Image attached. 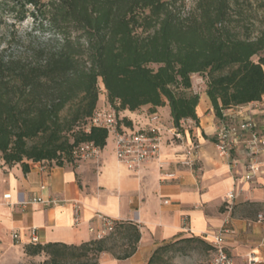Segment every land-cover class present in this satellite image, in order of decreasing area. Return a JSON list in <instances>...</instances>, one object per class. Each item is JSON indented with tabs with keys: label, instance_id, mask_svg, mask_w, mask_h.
<instances>
[{
	"label": "trees",
	"instance_id": "obj_1",
	"mask_svg": "<svg viewBox=\"0 0 264 264\" xmlns=\"http://www.w3.org/2000/svg\"><path fill=\"white\" fill-rule=\"evenodd\" d=\"M9 1L16 18L50 33L17 53L0 50V162L23 172L29 162L74 164L81 143L106 145V129L88 126L101 91L118 112L167 103L178 128L197 122L194 74L218 120L264 94V0H197L190 9L183 0ZM139 239L137 224L115 220L102 238L30 243L24 252L47 255L39 264H96L102 252L129 257ZM194 241L204 242H164L146 264H170V248Z\"/></svg>",
	"mask_w": 264,
	"mask_h": 264
},
{
	"label": "crops",
	"instance_id": "obj_2",
	"mask_svg": "<svg viewBox=\"0 0 264 264\" xmlns=\"http://www.w3.org/2000/svg\"><path fill=\"white\" fill-rule=\"evenodd\" d=\"M201 80L197 122L183 120L188 132L200 141L198 167L181 163L186 157L184 145L167 132L162 135L159 159L137 172L117 160L113 142L107 145V141L96 157L74 164L29 162V170L23 172L20 163L9 166L0 162V264L41 263L44 256L24 252L30 243L79 244L95 238L88 228L100 227L99 214L137 224L140 239L129 257L118 259L102 252L96 264H146L153 250L164 242L204 234L212 243L213 234L222 228L227 229L223 232L224 247L235 264H245L248 252L264 259V163L256 179L245 182L242 174L250 158L248 146L241 143L229 156L218 151L215 136L219 121ZM105 104V94L101 93L97 105ZM148 108L144 105L120 114L130 123L145 124ZM155 111L164 127L173 126L167 103ZM233 112V108L226 111L229 115ZM252 116L258 122L262 119L258 111ZM260 153L263 160L264 152ZM161 172H174L175 176L161 179ZM231 190L235 192L234 210L221 211ZM4 193H10V198L4 199ZM37 196L56 197L62 202L17 203ZM14 232L17 239L12 237Z\"/></svg>",
	"mask_w": 264,
	"mask_h": 264
},
{
	"label": "built area",
	"instance_id": "obj_3",
	"mask_svg": "<svg viewBox=\"0 0 264 264\" xmlns=\"http://www.w3.org/2000/svg\"><path fill=\"white\" fill-rule=\"evenodd\" d=\"M233 108L234 115L226 113L227 109ZM223 110V118L218 120V129L215 136V144L218 151L226 156L238 147L241 143L248 146L250 158L260 152H264V98L259 102L231 106ZM258 111L263 122H258L253 118V113ZM147 122L145 124L130 123L127 124L126 118L108 105H101L94 108L88 126L105 128L114 145V153L118 161L122 162L128 169L140 171L148 162L158 160L160 156V147L162 144V135L167 132L171 138L184 145L185 158L182 164L194 166L198 164L200 141L196 135L191 134L186 129L175 126L164 127L160 120L161 116L156 111L146 113ZM88 129V128H87ZM247 135V138L245 137ZM99 148L91 142L81 143L73 149V156L79 160L91 159L97 156ZM261 171L258 163L253 160L245 165L242 178L245 180L254 179L257 173ZM175 176L174 172H161V179H169ZM234 191L231 190L225 195L226 204H231L234 199ZM4 199L10 198V193L3 194ZM37 202L45 204H58L62 200L56 197H32L28 200H19L17 203L27 205ZM101 225L99 228L89 226V231L94 233L95 238L99 239L113 230L115 220L106 215H98ZM261 219V215H258ZM222 228L219 232L213 234L212 245L214 247L213 256L208 264H235L233 258L228 254L224 247ZM32 241L37 240V236L32 233ZM13 239L18 238L16 232L12 233ZM245 264H264V259L256 258L252 252L244 256Z\"/></svg>",
	"mask_w": 264,
	"mask_h": 264
},
{
	"label": "rangeland",
	"instance_id": "obj_4",
	"mask_svg": "<svg viewBox=\"0 0 264 264\" xmlns=\"http://www.w3.org/2000/svg\"><path fill=\"white\" fill-rule=\"evenodd\" d=\"M186 9H190L194 6L197 0H183ZM11 2L9 0H0V50H6L7 53H17L18 51L23 50L25 47L30 46L36 42L46 41L50 35L49 31L46 28L38 26L35 21L28 15L23 19L19 20L16 18L14 11L11 10ZM263 27V26H262ZM255 60L256 58L253 57ZM191 76L192 90L194 92H202L203 86L201 76L197 74ZM204 80V79H203ZM103 93V91H101ZM100 97V96H99ZM106 105V104H105ZM108 105V104H107ZM101 106V105H100ZM149 112V111H148ZM259 122H263L261 119ZM183 129H189L187 125L183 124ZM188 131V130H187ZM191 133V132H190ZM192 134V133H191ZM247 136V135H246ZM112 143V139L109 136L107 139V145ZM258 153L252 158H249L246 164L249 161L255 160L262 169L264 159L260 158ZM245 164V165H246ZM198 167L199 164H195ZM200 166V165H199ZM245 169V167H244ZM244 172V171H243ZM259 173V172H258ZM257 173V174H258ZM256 179L245 180V182H251ZM235 194V192H234ZM225 205L227 207H225ZM235 204L234 199L231 204H224L220 210L221 211H230L234 210ZM248 211H251V207L247 208ZM264 209V208H263ZM191 235H184L182 237H190ZM203 239L204 242H181L175 247L170 248L165 254L166 259L170 264H208L210 259L213 256V250L208 246L211 244L205 235H197ZM177 239V238H176ZM171 241V240H170ZM36 256H41L47 258V255L44 253H39ZM31 264H35L31 262Z\"/></svg>",
	"mask_w": 264,
	"mask_h": 264
}]
</instances>
